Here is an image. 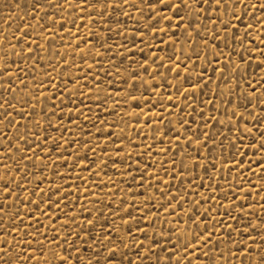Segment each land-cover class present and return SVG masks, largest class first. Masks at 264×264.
<instances>
[{
  "label": "rangeland",
  "instance_id": "rangeland-1",
  "mask_svg": "<svg viewBox=\"0 0 264 264\" xmlns=\"http://www.w3.org/2000/svg\"><path fill=\"white\" fill-rule=\"evenodd\" d=\"M261 3L0 0V264H264Z\"/></svg>",
  "mask_w": 264,
  "mask_h": 264
},
{
  "label": "snow or ice",
  "instance_id": "snow-or-ice-1",
  "mask_svg": "<svg viewBox=\"0 0 264 264\" xmlns=\"http://www.w3.org/2000/svg\"><path fill=\"white\" fill-rule=\"evenodd\" d=\"M49 2H51V0H49ZM141 2L147 4L148 10L152 13L153 16L156 15V8H154L153 5H157V6L161 5V4L165 5L166 8L176 10L177 15H180V11L182 8L187 9L189 7L188 0H180L179 4H175L173 2V0H141ZM128 3H129V0H123V4L126 5ZM199 3L201 4V8H200L198 15H204L202 5L204 3H209V0H199ZM211 3H214L216 5L217 11H219L221 7L223 8L225 13L232 10V18L233 19H240L241 18L240 9H241V6H244L243 15L244 16L252 15L253 19H256L255 15L250 12L249 7H248V5L250 4V0H211ZM233 5H235V9H233ZM251 7L252 8H259L260 10H264V3L258 4V5L252 4ZM210 8H211V4H210ZM161 19H170V18L161 14ZM216 19L219 20L220 23L224 24V31H226V32L230 31V29L232 27H235V25L232 24L231 20L228 22H225L223 20L222 16H217ZM257 23H260V20H257ZM205 27H207V25H205ZM245 28H246V30H245L244 37L238 41L239 43H243L244 39H246L248 36L251 35V32L248 31V29L252 28V24L251 23L247 24L245 26ZM236 32H239L238 27H236ZM211 34L214 36L215 39H222V37L218 34V32H213ZM226 38L227 37H223V39H226ZM232 40L237 41V37L235 35H233ZM205 43H206V41H205ZM193 51H195V49H193ZM261 54H264V50H262ZM242 59H243V57H242ZM261 63L264 64V62H261ZM225 67H228V64H225ZM217 70H219V69H217ZM222 79H224L223 76H222ZM260 87H264V82H262L260 80L257 81V86H253L251 83H249V88H251V95L256 96ZM248 95H249L248 93H245L244 94L245 98H247ZM168 99L171 100L172 98L169 96ZM257 99H258V101H264V93H261ZM249 102L251 103V101H249ZM2 107H3V103L0 102V108H2ZM9 107H11V105H9ZM5 114H7V113H5ZM162 118L163 117H161V119ZM10 123H11V121H10ZM262 135H264V134H262ZM259 147L264 148V141L261 142ZM3 190L5 192H7L9 195H11V189L7 183L4 184ZM3 207H4V205L0 204V211L3 210ZM37 207H39L38 204H37ZM45 215H47V212H45ZM88 223H91V221H88ZM229 227H230V225H229ZM69 235H71V233H69ZM210 237H211V234H209V236H206L204 238V244L202 245V247L206 246L208 244ZM196 239H199V236H197ZM189 247H192L193 250H195L194 245L187 244V245H185V248H184L185 254H187V249ZM247 247H248V244H247V242H245L244 248H247ZM111 251H112L113 256H114L115 250H111ZM253 251H255V249H253ZM0 252H3L4 256H7V252L3 248H0ZM172 255L174 256L175 253L173 252ZM2 258L3 257H0V259H2ZM111 258L112 257H109V259H111ZM77 259H79V258H77ZM261 259L264 260V257H261ZM61 264H67V257L61 258ZM189 264H191L190 261H189Z\"/></svg>",
  "mask_w": 264,
  "mask_h": 264
}]
</instances>
